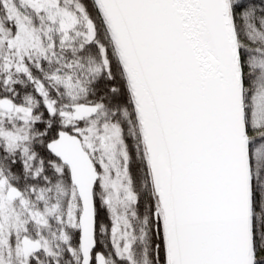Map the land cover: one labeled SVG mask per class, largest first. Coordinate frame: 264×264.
I'll list each match as a JSON object with an SVG mask.
<instances>
[{"label": "snow or ice", "instance_id": "1", "mask_svg": "<svg viewBox=\"0 0 264 264\" xmlns=\"http://www.w3.org/2000/svg\"><path fill=\"white\" fill-rule=\"evenodd\" d=\"M0 264H264V0H0Z\"/></svg>", "mask_w": 264, "mask_h": 264}]
</instances>
